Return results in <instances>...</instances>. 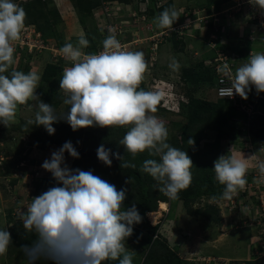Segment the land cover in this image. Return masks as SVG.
I'll return each mask as SVG.
<instances>
[{"label": "rangeland", "instance_id": "obj_1", "mask_svg": "<svg viewBox=\"0 0 264 264\" xmlns=\"http://www.w3.org/2000/svg\"><path fill=\"white\" fill-rule=\"evenodd\" d=\"M169 1L179 13V18L171 31L157 29L155 18L160 7ZM216 1L101 0L89 12L80 10L77 0H14L25 9L27 19L21 39L13 43V68L24 73L34 71L41 76L36 91L43 102L48 103L44 97L50 100L48 104L61 118L53 124L55 132L51 135L44 126L29 124L28 121L34 120L39 111L37 102L29 101L18 106L16 122L10 127L0 124V229L9 230L12 235L6 255L0 256V264H29L24 246H31L36 234L26 232L20 214L35 196L57 186L52 174L42 168L44 160L50 159L51 153L62 147L52 140H69L76 150L92 146L97 140L98 126L73 131L63 118L70 106L63 103V98L60 99L63 93L59 85L42 79L46 64H57L61 68L55 77L59 84L64 69L72 66L61 52L66 43L76 44L83 33L90 42L83 51L86 54L99 53L109 30L119 33L124 40L121 42L125 44V51L144 52L148 70L143 80L145 85L141 88L160 95L154 115L167 127L168 143L179 148L183 126L191 109V98L197 96L187 88L190 73L198 68L197 64L201 61L203 65L213 67V71L217 63L221 67L228 65L231 71L225 75L231 81L228 77L234 79L235 70L247 63L250 56L264 52V12L248 0ZM225 5L236 10L239 17L223 12L221 9ZM258 10L260 12L255 16ZM255 18L261 26L254 24ZM246 28L253 29L252 36L251 31L247 34ZM29 38L36 41H31L30 45ZM192 46L197 48L196 53L190 50ZM150 47L155 49L150 50ZM180 49L189 57L187 63L181 64L180 56V59L173 57L174 51ZM158 52L166 58L168 56L167 67L154 68ZM173 58L187 68L180 67L179 71L170 69L169 63ZM216 58L221 59L215 61ZM215 83L214 80L205 83L208 85L205 86L207 98L215 106L207 108H213L215 113L192 124V130L202 126L203 132L196 147L187 153L193 161L191 173L195 181L179 193L185 198L169 199L159 190L162 185L153 182L150 175L142 181L143 188L167 204L157 201L155 210L160 213L155 222L146 212L148 223L155 226L153 232L134 225L133 235L126 245L133 253V264H160L156 250L154 252L151 248L157 235L179 256L181 264H244L246 260L264 264V180L255 167L257 161H264V92L257 93L253 88L247 99L236 100L237 106H234L232 102L217 100L213 93ZM217 101L221 109H216ZM66 124L68 133L64 136L60 127ZM110 130L113 144L110 142L108 149L121 156V159L111 156L113 161H123L130 167L135 165L133 168H138L144 176L141 170L143 162L146 159L159 160L147 151L133 157L119 143L127 129ZM221 155H236L250 165L245 190L231 200L221 199L224 186L215 179L214 161ZM65 160L70 168L81 161L67 152ZM81 170L90 168L82 167ZM207 180L213 184L214 193L197 195L195 189H202V183ZM36 264L53 262L41 258ZM106 264L119 262L108 261Z\"/></svg>", "mask_w": 264, "mask_h": 264}, {"label": "clouds", "instance_id": "obj_2", "mask_svg": "<svg viewBox=\"0 0 264 264\" xmlns=\"http://www.w3.org/2000/svg\"><path fill=\"white\" fill-rule=\"evenodd\" d=\"M248 2L264 12V0ZM221 10L234 16L237 13L226 5ZM178 18L174 7L165 8L155 18V26L171 31ZM26 19L25 9L14 0H0V124L10 127L16 122L18 106L35 101L39 111L28 123L44 126L51 135L55 132L53 124L61 116L52 105L40 99L36 90L41 76L34 71L24 73L13 68V43L21 39ZM253 22L261 26L258 19ZM109 31L99 53L83 51L90 46L83 33L76 44L69 42L62 47L63 58L72 64L64 69L59 81L63 103L70 106L63 118L73 131L96 126L126 128L119 143L133 157L145 151L159 157V160L146 159L141 170L162 185L159 190L169 199H178L179 193L191 185L193 161L186 151L168 143L169 131L154 115L160 95L141 88L148 70L144 52L125 51L115 31ZM180 67L175 58L169 63L173 71H179ZM222 71L227 74L231 69L225 65ZM253 88L257 93L264 92V52L250 56L247 63L235 70L227 96L235 93L247 99ZM213 93L216 98L233 100L234 104L238 100L218 96L216 86ZM188 143L193 145L194 140L189 139ZM65 152L73 158L80 156L70 141L53 151L42 168L52 174L57 186L35 196L20 214L26 232L36 234L35 242L24 246L29 264H36L41 258L53 264H106L108 261L133 264L127 240L133 235L134 225L143 218L135 204L124 207L127 189L117 190L92 170L70 168ZM111 156L121 159L118 152L112 153L103 144L98 147L97 157L106 166L112 165ZM249 167L245 159L236 155H221L214 161L215 179L224 186L221 199L231 200L245 190ZM255 167L264 180V161H257ZM128 183L126 179L125 184ZM11 242V232L0 229V256L6 255Z\"/></svg>", "mask_w": 264, "mask_h": 264}, {"label": "trees", "instance_id": "obj_3", "mask_svg": "<svg viewBox=\"0 0 264 264\" xmlns=\"http://www.w3.org/2000/svg\"><path fill=\"white\" fill-rule=\"evenodd\" d=\"M100 1L101 0H77L76 3L80 10L90 12L93 8L99 5ZM225 1L226 0H217L215 3H220V2L223 3ZM169 7H172L170 1L167 2L166 5L160 7L159 14L165 8H169ZM235 16L239 17V13H235ZM220 18L222 17L220 16ZM250 31L251 30L249 28H246L247 34H249ZM116 37L119 41H124L123 38L120 37L119 33L117 34ZM177 51H181V49ZM197 66H198L197 69L190 68V70L191 69L193 70L190 73V79H188L187 81L189 84L187 88L201 89L203 92H207V88H205V86L208 85H206L205 83L213 80L216 81L218 73H216L215 70L213 71V67L203 65L201 61L197 64ZM183 68H187V67H183ZM60 69L61 68L57 64H52V63L46 64L42 74V79L46 82L51 83L52 85L58 86L59 84L58 82H56L55 77L59 74L58 72L60 71ZM62 98L64 97L61 95L60 99ZM44 99L48 101V103H50V100L48 98L44 97ZM217 100L227 101L229 103L232 102L234 104V101L228 98H217ZM218 101L216 104V109L217 108L221 109L222 106L221 104H219ZM251 101H253L252 98ZM190 104H191V109L189 111L188 121L183 126V135H181L182 141L179 147L181 150L186 151L187 153L188 151L190 152L192 148L196 147L203 132L202 126L196 128V130L194 129L195 131L192 130L191 129L192 124L197 122V120L198 122L200 121L202 122L206 116L215 113L213 108L212 109L207 108L208 106H213V103L210 102V99H206V98L204 99L203 96L197 95L195 97H192ZM234 106L237 105L234 104ZM67 126L68 125L66 124L60 127L62 129L61 131L62 134H64V136H66V134L68 133L65 129ZM247 129L252 134V131L248 128V125H247ZM110 136H111V130L109 127H104V128L99 127L96 133V139H97L96 142L92 146L89 145L87 147H83L77 150L80 153V156L77 159L81 161L74 163L72 165L73 169L74 168L81 169L82 167L90 168V170L94 171V175H98L102 179L108 181L109 183L114 184L117 190H120L121 188H126L127 193H126V199L124 200V207L129 208L133 204H135L137 210L139 211L140 215L143 218L142 222L137 225L141 226V228L146 232H153V228H155V226H151L148 223L145 214L146 212L149 211L150 212H152L153 210L157 211L155 210L157 201L158 203H160L161 201L164 200L157 198L155 195L153 196L150 190L143 188L142 181L144 180V178L149 176L147 173L144 172L145 174L144 176H142L138 168H133L130 166L124 167L125 163L123 161L116 162L113 161L112 159V165L110 167L106 166L101 161H99L97 157V149L101 144H103L105 148L108 149L109 145L113 144V141L112 140L110 141ZM189 139L194 140L193 145H189L188 143ZM52 141L60 146H62L65 142H69V140L64 139L63 141H61V139L58 138H55V140ZM110 142L112 143L110 144ZM126 179H129L128 184H125ZM152 180L153 182H156L154 179ZM194 181L195 180L192 177L191 184H193ZM212 185L213 184H211L207 180L202 183L203 188L202 189L197 188L195 189V192L197 193V195H200L201 192L203 194L214 193ZM179 198L183 199L185 198V196L181 195L179 196ZM151 248H153L152 249L153 251L154 249L156 250V252L155 251L154 252L159 256L160 264H181V259L179 258V256L167 245L166 241L163 238L158 237V235L154 237ZM244 264H254V263L252 260H246Z\"/></svg>", "mask_w": 264, "mask_h": 264}, {"label": "built area", "instance_id": "obj_4", "mask_svg": "<svg viewBox=\"0 0 264 264\" xmlns=\"http://www.w3.org/2000/svg\"><path fill=\"white\" fill-rule=\"evenodd\" d=\"M117 31H118V29H117ZM117 34H116V36H117ZM29 40L30 41H28V42H29L30 45H31V41H36V39H32L31 40V38H29ZM26 44H28V43L26 42ZM121 44H122V47H123V45H125L123 42H121ZM33 46H35V44H33ZM219 59H221V58H219ZM223 68L224 67H221V65H219V64H216V66H215V71H216V73H218L217 82H216V92H217L218 96H220V97H230L232 99L240 100L241 97L238 94H235V93H233L232 96H227V93L232 88L233 78L232 77H228V78H231V81H228L225 73L222 71Z\"/></svg>", "mask_w": 264, "mask_h": 264}, {"label": "crops", "instance_id": "obj_5", "mask_svg": "<svg viewBox=\"0 0 264 264\" xmlns=\"http://www.w3.org/2000/svg\"><path fill=\"white\" fill-rule=\"evenodd\" d=\"M251 30V34H250V36H252L253 35V29H250ZM199 45V44H198ZM190 50H192L193 52H195L196 53V51H197V48L196 47H191V49ZM172 54V53H171ZM155 55H156V53H155ZM173 55V57H175L176 59H182V60H180L181 61V64H183V63H187L188 62V60H189V57L187 56V55H185L184 53H181L180 51H174V53L172 54ZM174 55H176V56H174ZM196 55V54H195ZM179 56H180V58H179ZM165 61H164V60ZM167 59H168V56H167V58L163 55V53L162 52H158L157 53V55H156V62L157 63H155V67L154 68H156L157 66L158 67H160V68H164V67H167ZM161 61H164V64H161ZM183 62V63H182ZM181 67H183L182 65H181ZM190 92H194L196 95H200V96H203V98L205 99H208L207 97H209L208 95H207V93L206 92H203L201 89H190Z\"/></svg>", "mask_w": 264, "mask_h": 264}, {"label": "bare ground", "instance_id": "obj_6", "mask_svg": "<svg viewBox=\"0 0 264 264\" xmlns=\"http://www.w3.org/2000/svg\"><path fill=\"white\" fill-rule=\"evenodd\" d=\"M162 202H165L166 204H167V202L166 201H161L160 203H162ZM159 203V204H160ZM166 211V210H165ZM159 213H160V211H152V212H147V215L149 216V218L152 220V222H155L156 221V219L158 218V216H159Z\"/></svg>", "mask_w": 264, "mask_h": 264}]
</instances>
